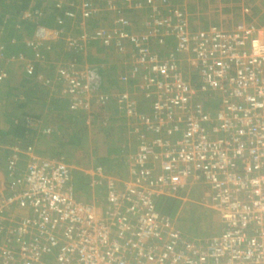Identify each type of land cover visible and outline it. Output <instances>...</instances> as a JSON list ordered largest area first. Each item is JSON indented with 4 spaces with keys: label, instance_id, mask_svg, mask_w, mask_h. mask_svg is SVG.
<instances>
[{
    "label": "built area",
    "instance_id": "obj_1",
    "mask_svg": "<svg viewBox=\"0 0 264 264\" xmlns=\"http://www.w3.org/2000/svg\"><path fill=\"white\" fill-rule=\"evenodd\" d=\"M49 1L57 23H37L23 39L32 56L6 54L0 43V96L11 70L33 75L55 42L72 55L98 42L123 60L115 90H98L95 72L72 60L58 63L55 80L73 109L115 104L136 142L121 145L122 174L90 169L92 202L77 195L62 157L11 147L0 264H264V24L193 29L172 0H104L113 26L65 33L76 12L84 24L101 10L96 0ZM42 10L30 6L20 18L40 21ZM191 185L205 188L203 204L218 216L207 237L183 232L157 208V197Z\"/></svg>",
    "mask_w": 264,
    "mask_h": 264
},
{
    "label": "trees",
    "instance_id": "obj_2",
    "mask_svg": "<svg viewBox=\"0 0 264 264\" xmlns=\"http://www.w3.org/2000/svg\"><path fill=\"white\" fill-rule=\"evenodd\" d=\"M30 1L31 0H18V2H16V0H15L16 4L13 5L14 11L10 13L12 16L4 17L3 16L4 14L3 15L0 14V43H2L4 45L6 54H15V53H19V52H24L25 56H27V57L32 56L33 51L27 52V50H25L24 43L22 42L23 39L26 36L31 35V32L33 31L32 29H34L36 27L35 25L37 23L46 25L48 27L55 25L54 22H56V21H55V16L53 15L54 14V10H53L54 6L52 5L51 1H49L50 2L49 6H51L50 7L51 10H53V14L47 13L45 11V9H43L42 11L45 14V17L43 16V18L40 21H36V23H33L32 21L27 22L26 20L21 19L20 13L22 12V10L29 7ZM33 1H34V5H33L34 7L39 6V0H33ZM57 13H59L58 15H61L62 17H64V15H63L64 13L62 11L55 10V14H57ZM98 15H92L90 17H87L85 19V21L89 20V22H94V24L92 25L93 26L92 28H94V27H96L97 24H99L98 21L100 22V15L99 16ZM13 17H14V19H13ZM17 17H18V19H17ZM12 22H14L17 26H19L20 29H18L16 27L17 29L14 28V31H13L10 28V25ZM14 23H12V24H14ZM64 25H65V33H66V32H68L67 29L69 27H71V25L67 22V20L65 21ZM75 25L77 26V23L74 24V26ZM105 26L111 27L113 25L111 23H107V25H105ZM79 27H81V26H79ZM80 30H78V31H80ZM88 30H91V28H88ZM78 31L73 32V33H77ZM95 43L97 45H100L98 42H95ZM59 44H61V42ZM59 44H58V42H55L54 45H56V46L53 47L54 45H52V51L56 50L54 53H59L58 48H57V45H59ZM98 47H100L99 50L100 49L102 50L104 46L101 44ZM45 53L47 55L46 56L47 58L54 57V54L50 55L47 52H45ZM63 53L65 54V52H63ZM48 54L50 55L49 57H48ZM69 54H72V53H69ZM65 58H67V56ZM81 59H82V57L80 55L74 54L72 57V61H75V63H74L75 65L80 64ZM57 65L58 64H55V68ZM60 65L66 66L67 63L66 62L61 63ZM43 67H41V66L38 67V65H36L33 75L27 76V77L24 76V78H21L19 80H12V81H8L7 83L6 82L4 83V85H6V86L8 85L9 89L12 90L10 88L11 87L10 85H12V84H10V82H15L17 84V86L22 87V91L24 92V94L21 97H19L18 94H14V93H16V88L14 86H12V87L15 89V92H7L8 98L12 99L14 97V99L17 100L16 101L17 103L16 102L13 103V105L15 104L14 107L16 109L14 110V112L12 114H9V115L6 113L2 114L3 116H8L7 118L9 120L8 121L9 126L6 128H3V129L0 128V184H3L6 182V171L4 170L5 169V162H6L7 157L9 156V154L12 152L11 147L17 146L18 148L23 149L29 144H33V145L36 144L35 147L37 149H39V147L43 143V140H45V138H47V136L54 135L57 133L53 130H51V132L48 134L41 133L39 129H40L41 125L44 123L42 121H40V119L43 118V115L40 113L41 111L35 112L36 111L35 108L37 107V104L44 106V104H45L44 102L46 101V97L48 95L51 97L52 93L56 92L57 90L60 91L62 89V84H63L62 80H60V79L55 80V75L53 74L54 73L53 71L55 68L53 67V65L48 64L47 66H45L46 77H43L41 81H43V80L44 81L38 85L36 82L38 80L37 79V73H39V71H41L43 69ZM15 69H17V67H15L13 70H11L10 74ZM196 77H197V73H194L193 78H196ZM102 80H104V79H101L100 81H102ZM94 84H96V82ZM37 86L39 89H36ZM98 87L102 88V86L100 84ZM25 96H26V98H25ZM48 110H51L50 111L51 115H54V117H52L53 121L50 122V121H48L49 119H46V118H45V121L47 120L52 125L59 124V121H62L64 118L65 110H68V99H65L61 102H58L56 100L52 101V105L48 107ZM9 116H10V118H9ZM93 117L95 119L96 116L93 115L92 118ZM67 118L72 119L76 123H78V122L83 123L82 115H79V114H75V115L70 114L69 116H67ZM32 120L33 121L34 120L40 121L38 127H36V126L32 127L29 124L30 122H32ZM75 134L76 133L70 134L69 140H68V141H70V144L77 142ZM79 139H81V138H79ZM5 143L7 146H10V148H4ZM100 148H101V150H103L105 161H104V159H102V160L97 159V161L105 169L110 171L112 166H113L112 160L110 159V157H111L110 155L113 154L115 159H117V157L119 156L118 152L120 150L119 149L120 147L119 146L117 148L109 147V148L104 149L103 144H102ZM100 148H99V151H100ZM73 149L74 148H72V150ZM67 150H69V149L66 148L65 153H68ZM55 156H60V155H55ZM52 157H54V155ZM60 157H62L64 160H68V158H70V157H66L64 155L60 156ZM79 177H80V174L78 172H76L74 175L73 181H72L74 188L76 185L75 190L80 189V185L78 183H75L76 179H79ZM202 189L204 191L205 188L203 186L200 187L197 185H191V186H189L188 191L187 190L178 191L176 196H174V197H172V196H170V197L159 196V197H157V208L162 213L168 215L171 218H174L175 219L174 221L179 223L178 226L180 227V229L183 232H188V234L192 235L193 234L192 231H194V232H196L194 235H201L202 237H207L210 234L207 233L206 231H203V229H202V227L204 225L203 216L205 215V216L209 217L210 216V212H209L210 210L208 209V207H206L203 204L206 199H204V195L201 192ZM195 192H198V193H196L194 195ZM185 194L187 195V197L189 196L191 199V205H192L191 207H189L190 205L189 206L184 205V207L182 206L183 203H182V200L180 198L183 197ZM194 198H196L197 201H194ZM214 227H218V226H214Z\"/></svg>",
    "mask_w": 264,
    "mask_h": 264
},
{
    "label": "crops",
    "instance_id": "obj_3",
    "mask_svg": "<svg viewBox=\"0 0 264 264\" xmlns=\"http://www.w3.org/2000/svg\"><path fill=\"white\" fill-rule=\"evenodd\" d=\"M71 1L76 2L77 0H71ZM172 1H173V3H175V5H178L181 9H183L186 12L187 17L190 20L191 27L193 29L194 28L204 29V28L209 27L210 25H220L222 27H225V26L230 27L231 25H233L235 23H239V22H254L258 25L264 24V0H172ZM16 2H18V0H16ZM49 3H50L49 0L48 1L39 0V6H37V8L49 10L51 7V6H49ZM15 4H16L15 0H0V14L1 15L4 14L3 15L4 17L12 16L10 13L14 11L13 5H15ZM33 5H34V1L31 0L29 7L30 6L34 7ZM127 13H131V11H128ZM42 18H40V20ZM13 19H14V17H13ZM17 19H18V17H17ZM14 22H12V23H14ZM32 22L36 23L35 21H32ZM134 22H135V20L133 17L132 25H134ZM12 23L10 25V28L13 31H14V28H16V27L18 29H20V27H18L15 23L14 24H12ZM54 23L56 25L57 22H54ZM69 23H71V22H69ZM93 44H94V42L89 44L86 52L80 55L82 57L80 65L81 66L85 65L86 67H88L89 69H91L95 72V74L97 76L95 86L98 88V90H102V89L105 91L115 90L117 88V85H115V84H112L110 89H108V88H107V90L105 89L106 83H105V78H104V71L105 70H104L103 56L105 57V55L107 56V54H112L113 57L114 58L117 57L118 60H119V57H118V55L115 54L114 50H112V47L110 49L103 48L102 50L101 49L99 50L100 47H98V46H100V45H93ZM93 63H95V64H93ZM122 68L123 69L118 67L117 72L109 75L106 78L107 81H108V79H110L111 82L117 83V76L119 75V73H122L125 69L124 66ZM111 71H113V69H111ZM17 72H19V70L12 71L9 79L14 76L15 80H19L20 76L24 73L22 72V74H20V72H19V74L17 76ZM53 74L55 75V73H53ZM24 76L27 77V75L24 74L23 78H24ZM101 79H104V80L100 81ZM99 84L102 86V88L98 87ZM3 87L1 90V96H0V114H1V109L7 110V111H14L16 109L14 106H11V102H13V100L10 99V101H9V98L7 96V91L4 92L5 95L2 98ZM55 94H56L55 100L58 102H61L65 99H69L67 95L62 94L60 91H58V92L56 91ZM97 109H99V111L95 112V116H96L95 120H96L98 129H101V127L104 126V121L107 122L109 118H110V120H113V122L117 121L116 123H118L120 121V123L122 125L121 129H122L124 135H126L124 131H126L128 133V135H126L124 138H126V137L129 138V142L131 143V149H132L135 142H136L135 138L133 137V134L131 132H128V130L125 126V124L127 122L118 113L115 104H113L112 102L109 101L106 104L97 105ZM81 110L84 111V109H73V108H71L70 107V101L68 100V110H65L63 120L59 121V124H55V125L47 124L49 126H53V129H52L53 131H55V132L61 131L64 135V139H66L65 141H67V142L62 143V141H64V139H60V140H62L61 143H60V141L57 142V140H59L57 138V135H56L57 133L54 135H49V136H47V138H45V140H43V143L41 144L39 149H37L35 147L36 144L35 145L29 144L34 148L35 153H37L40 156H53V155L54 156L55 155L63 156L62 155L63 152H65L66 148H68L69 149V150H67L68 155L78 157V155H80V151L77 149H80L82 147V138L81 139L77 138L76 139L77 142L70 144V141H68V140H69L70 134L72 132H75L74 129L72 128L75 125V122L72 119L67 118V116H69L70 114H72V115L79 114L78 112H80ZM84 112H86V111H84ZM109 112H112V114H110ZM6 113H8V112H6ZM11 113H13V112H11ZM85 116H87V115L84 114V117ZM9 118H10V116H9ZM4 121H5L4 127H2L0 125V128H2V129L9 126L8 118H6ZM85 124L87 125V127L90 126L88 121H86ZM128 124L131 125L130 122ZM42 125H44V124H42ZM42 125H41V127H42ZM66 130H67V132H65ZM69 132H71V133H69ZM65 135L66 136L68 135V136L65 138ZM102 143L103 142L102 141L100 142V139H99L96 142L95 148L96 149L99 148L102 145ZM122 144H123V142H122ZM122 144L121 143L119 144L120 150H121ZM4 148H10V146H7L5 143ZM72 148H74V149L72 150ZM120 150L118 152L119 156L117 157V159H115V157L113 156L114 157L113 159L116 161H119V162H120V158H121ZM97 159H101V160L104 159V161H105L104 153L98 154L96 159H94L93 161H89L87 159H85L86 161H79L78 162L79 166H74L72 164L73 163L72 161L66 160L73 167V171H72L73 178H74L75 173L78 172L80 174V177H79L80 182L82 183V185H84L83 189L80 188L79 190H75L77 195L79 197L83 198V200L90 201V202L97 199V192H98V189L96 187H93V189H92L88 185V182L91 180V177H92L91 173H90V171H91L90 169H93L94 167H101L102 170L105 171L106 174L116 175L114 173H111L107 169H105L97 161ZM110 159L113 160L112 157H110ZM87 164H89V165H87ZM123 169H124V167L122 166V170ZM0 186H1V184H0ZM201 192H204L203 189L201 190ZM196 193H198V192H195L194 195ZM98 196L101 197L99 194H98ZM184 205H186V206L190 205L189 207L192 206L191 205V199L189 196L187 197V200L185 202H183L182 206L184 207ZM213 213H214V211H212L211 219H209V221L210 222L212 221V223L214 222L213 225H211L214 227V226H217L218 216L215 217L213 215ZM203 219L207 223L208 217L204 215ZM185 233H188V232H185ZM191 236H195V235L192 234ZM0 240H1V235H0Z\"/></svg>",
    "mask_w": 264,
    "mask_h": 264
},
{
    "label": "rangeland",
    "instance_id": "obj_4",
    "mask_svg": "<svg viewBox=\"0 0 264 264\" xmlns=\"http://www.w3.org/2000/svg\"><path fill=\"white\" fill-rule=\"evenodd\" d=\"M94 2H96L97 7L101 10V11H99L100 12L99 13L100 22L98 21V23L101 24V25H104V24H106L109 21V16L104 13V9H103L104 0H96ZM45 11L47 13H51V14L53 13L51 8L49 10H45ZM76 22H77V26L76 25L74 26V24H76L74 22L73 23H69L68 22L71 25V27H69L67 30L70 31V32H76V31H78L80 29L83 30L84 28H85L84 30H88V28L92 29V27H93L92 25L94 24V22H89V20L85 21V23L82 24V22H81V20L79 18H77ZM99 24H97V25L95 24V25L98 26ZM79 26H81V27H79ZM93 45H97V44L94 43ZM57 48H58V52L59 53H53L54 57L51 59V61L49 60L50 58L46 59V57H45V60H47V62L44 63V65L47 66L48 64H50V65H53L54 68H55V63L56 64H58V63L61 64V63H65L66 62L67 64L71 65L72 64L71 60H72L73 55L69 54V52H67V53L65 52V54H64L63 53L64 50L62 49V44L57 45ZM66 56H67V58H65ZM48 57H49V55H48ZM103 59H104V70H105L104 71V78H105V83H106L105 89L107 90V88L108 89L111 88L112 84H115V85H117V84H116V82H111L110 79H108V81H107L106 78L109 75L117 72L118 67L123 69L122 68L123 67V62H122L123 60H118L117 57L114 58L112 54H107V56L105 55V57L103 56ZM93 64H95V63H93ZM45 69L46 68L43 67V69L41 71H39V73H37V79L38 80L36 82H37L38 85L41 84L44 81V80L41 81L42 78L46 77ZM111 69H113V71H111ZM15 70H18V69H15ZM19 72H20V74H22L21 70H19ZM19 72H17V76H18ZM23 75L24 74H22L20 76V79H21V77L23 78ZM14 78L15 77L13 76L12 78L8 79L6 81V83L8 81L15 80ZM10 84H12V85H10L11 86L10 88L12 90L9 89L8 85L7 86L4 85L2 98L5 95L4 92H6V91L7 92H15V89L12 86H14L16 88V93H14V94H18L19 97H21L24 94V92L22 91V87L21 86H17V84L15 82H10ZM36 89H39L38 86L36 87ZM25 98H26V96H25ZM55 99H56V94H55V92H53L51 97L49 95L46 97V101L44 102L45 103L44 106H41V105L37 104V107L35 108V110H36L35 112L41 111L40 113L43 115V118L40 119V121H42L44 123V125H42V127L46 126L47 124L52 125L50 122L53 121L52 117H54V115H51V112H50V110H48V107L52 105V101H55ZM12 100H13L14 103L17 101V100L14 99V97L12 98ZM9 101H10V99H9ZM13 102H11V106H15V104L13 105ZM84 111H91L90 117L89 116H85L84 117V114L88 115L87 112L84 113ZM84 111L81 110L80 112H78L79 115H82L83 123H79V122L76 123L75 122V125L72 127L75 132H72V133L69 132L71 134L76 133L75 134L76 135V139L77 138L78 139L82 138V147L80 149H77V150L80 151V155L77 154L78 157H74L72 155H68V153H65V152H63V154H62L64 156H66V157H70V158H68V160L72 161L73 162L72 164L74 166H79L78 162L79 161H86L85 159H87L89 161H93L94 159H96L98 154L103 153V150H101V148H100L101 146L99 147L100 151H99V148H97V149L95 148L96 147L95 146L96 142L99 139H100V142L101 141L103 142L102 144H103L104 149L109 148V147L117 148L119 146V144L120 143L122 144V142L124 140L128 141L127 137L124 138L126 135H124V133H123V131L121 129L122 125H121L120 121L118 123H116L117 121L113 122V120H110V118H109L107 122L104 121V126L101 127V129H98L96 120L94 119V117L92 118L93 114L95 115V112L99 111V109H97V105H91V106H89L88 110H84ZM6 112H8V113H6ZM11 112H14V111H7V110L1 109V114H0V122L1 123H0V125L2 127H4V125H5V121L4 120L7 118V116H3L2 114L6 113V114L9 115V114H12ZM109 113L112 114V112H109ZM45 118L49 119L48 121H50V122H48L47 120L45 121ZM86 121H88V123L90 124L89 127H87V125L85 124ZM51 127L53 128V126H51ZM65 132H67V130ZM67 136L65 135V138ZM57 138L59 139V140H57V142L60 141V143L62 141L60 139H64V135H63V133L61 131L57 132ZM65 140L66 139H64V141H62V143L67 142ZM110 156L112 157V159L114 158L113 154L110 155ZM112 163H113L112 164L113 166H112V168L110 170L112 173H114L116 175H118V174L120 175V174H122L124 172V169L122 170V162L121 161L119 162V161H116V160L113 159ZM89 164H87V165H89ZM75 183H78L80 185V188L83 189L84 185H82V183L80 182L79 179H76ZM75 188H76V185H75ZM194 201H197V199L194 198ZM205 201L207 202V200H205ZM209 212H210V216L208 217L207 223L204 221V225H203V227L202 226L201 227H202L203 231H206L207 233L211 234V233H215L217 231V227L213 228V226H211L214 223V222L212 223V221L211 222L209 221V219H211L212 210H210ZM213 215L215 217H217V214L215 212L213 213ZM175 224L177 226L179 225V223L176 222V221H175ZM178 228H180V227L178 226ZM192 232H193V234L196 233L194 231H192Z\"/></svg>",
    "mask_w": 264,
    "mask_h": 264
},
{
    "label": "clouds",
    "instance_id": "obj_5",
    "mask_svg": "<svg viewBox=\"0 0 264 264\" xmlns=\"http://www.w3.org/2000/svg\"><path fill=\"white\" fill-rule=\"evenodd\" d=\"M75 17H76V18H79V15H78L77 12L75 13ZM25 50H27V49L25 48ZM27 52H28V51H27ZM38 67H39V66H38ZM44 67H45V66H44Z\"/></svg>",
    "mask_w": 264,
    "mask_h": 264
}]
</instances>
